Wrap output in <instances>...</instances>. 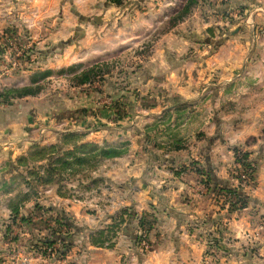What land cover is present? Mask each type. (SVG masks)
Returning <instances> with one entry per match:
<instances>
[{
  "label": "rangeland",
  "instance_id": "rangeland-1",
  "mask_svg": "<svg viewBox=\"0 0 264 264\" xmlns=\"http://www.w3.org/2000/svg\"><path fill=\"white\" fill-rule=\"evenodd\" d=\"M187 1L97 0L94 8L79 5L82 10H76L71 0H64V17L55 12L43 20L0 22V92L26 85L39 88L22 98L0 95V218L5 220L0 237L5 251L14 249L21 264L64 256L60 251H68L75 230L66 210L70 203L95 205L101 219L107 207L113 208L115 197L134 192L132 203L137 201L141 213L131 204V210L122 208L109 218L105 214L100 227L85 233L91 242L101 239V246L112 247L122 224L134 219L135 246L145 255L152 247L150 230L156 217L152 201L144 199L145 189L131 180L134 174L149 182L151 190L167 193L173 205L179 201L202 209L187 224L206 238L213 258L226 260L235 246L237 252L244 251L233 243L237 232L231 223L246 205L255 166L246 146L218 145L225 137L220 128L215 131L222 109L214 106L207 84L211 80L200 69L231 31L227 29L248 24L253 11L246 2L197 0L182 14ZM95 63L98 74L79 84L77 75ZM206 76L215 79L214 68ZM184 84L192 88L189 100L177 91ZM64 132L127 151L49 183L28 173L38 170L42 176L45 161L17 165L33 147L53 144ZM122 156L139 160L127 175L130 180L123 177L128 160H116ZM213 158L220 163L215 165ZM221 169L224 174L217 180L213 173ZM56 201L58 208L53 206ZM149 218L154 219L151 228ZM257 229L264 230V219Z\"/></svg>",
  "mask_w": 264,
  "mask_h": 264
},
{
  "label": "crops",
  "instance_id": "crops-1",
  "mask_svg": "<svg viewBox=\"0 0 264 264\" xmlns=\"http://www.w3.org/2000/svg\"><path fill=\"white\" fill-rule=\"evenodd\" d=\"M96 1L71 0V3L77 6L76 10H82L78 8L79 5L91 9ZM239 2H246L251 6L249 11L253 12L247 18L249 25L244 23L235 29H227L231 30L229 34L233 35H224L214 54L205 59V66L201 67L200 72L203 77H207L206 80H211L207 82L211 84L213 91L210 97L214 100V106L222 109L223 117L215 122V131L220 128L225 137L220 138L221 144L218 145L246 146L250 160L255 166L252 187L246 191L247 203L238 211V215L233 216L231 223L237 232V239L233 243L244 246V251L237 252L235 246L226 260H217L209 255L206 238L200 235L196 227L187 224L189 218L199 214L202 209L180 204L179 201L173 205L166 198L167 193L151 190V184L145 182L140 175L134 174V179L128 178V173L133 171L132 165L139 164V160L132 162V157L122 156L116 160H120L122 164L123 160H128L123 164V172L127 173L123 174L124 179L141 184L139 186L145 189L144 199L153 203L152 211L156 221L150 230L151 250L145 255L137 250L135 234L138 223L134 219H127L122 224L112 247L92 243L89 235L85 233L86 230L100 227L97 224L105 214L106 218H109L122 208L131 210V204L137 214L141 213L142 211H138L140 207L137 201H134L135 205L132 203L136 200L134 196L137 192H134L135 194L125 198L115 197L116 202H111L113 208L108 211L107 207L101 219L99 216L102 214L98 216L99 211L95 205L89 208L85 207L83 202L70 203L66 210L73 218L75 230L71 233L72 241L68 251L54 262L39 258L30 260L27 264H264V230L259 232L257 229L258 222L264 219V0H235V3ZM64 3V0H0V22L43 20L55 12L57 17H64ZM212 68L216 73L215 79L206 76L207 71ZM177 91L186 100H189L192 94V88L186 84L179 86ZM207 97L208 95L205 98ZM246 142H250L249 145H245ZM212 162L215 165L220 163L215 158ZM223 170L213 173L214 178L218 180L223 176ZM219 172L223 174L220 175ZM97 179L96 177L95 180ZM56 202H53V206L58 208L60 204L59 201ZM4 221L0 218L1 232ZM79 227L83 229L80 230ZM4 244L0 237V264H21V258L13 254L14 249H11L12 253L5 251Z\"/></svg>",
  "mask_w": 264,
  "mask_h": 264
},
{
  "label": "trees",
  "instance_id": "trees-1",
  "mask_svg": "<svg viewBox=\"0 0 264 264\" xmlns=\"http://www.w3.org/2000/svg\"><path fill=\"white\" fill-rule=\"evenodd\" d=\"M196 1L197 0H188L187 6H185V11L182 12V14L187 13L188 7L192 4H195ZM179 16L182 17L183 15ZM97 69H100L99 64L97 63L83 69L77 75L78 83L84 84L91 81L98 74L99 71H97ZM38 90L39 88L34 87L33 85L8 87L3 89V91L0 92V95L4 99L22 98L25 96L34 95L38 92ZM126 151L127 149L124 147L108 145L101 146L91 141H85L83 135L80 133L64 132L60 134L57 142L53 144L43 147H33L32 152H29L27 156H21L17 159V165H28L29 162L35 163L45 161L43 166L44 174L42 176L38 175V170H31L28 173L30 175L37 176V180H39L40 183H49L55 178H57L58 181H62L66 177L73 176L85 168L90 169L96 166L101 160L119 157L126 153ZM247 156V153L243 154V157L247 158ZM243 164L245 167H247V169L251 168L248 161H244ZM96 181L97 180L94 178L91 183H95ZM2 184L5 186V181ZM223 188L225 190H230L227 186ZM13 210L15 214L17 212V206H14ZM153 222L154 219H147L146 223L148 228L152 227ZM63 224L65 226H69L66 221H64ZM100 233H103V231H100ZM63 240L64 239L62 238V241ZM92 242L96 245L103 244L101 239L92 240ZM64 253V250L60 251L61 255Z\"/></svg>",
  "mask_w": 264,
  "mask_h": 264
},
{
  "label": "built area",
  "instance_id": "built-area-1",
  "mask_svg": "<svg viewBox=\"0 0 264 264\" xmlns=\"http://www.w3.org/2000/svg\"><path fill=\"white\" fill-rule=\"evenodd\" d=\"M244 175V174H243Z\"/></svg>",
  "mask_w": 264,
  "mask_h": 264
}]
</instances>
